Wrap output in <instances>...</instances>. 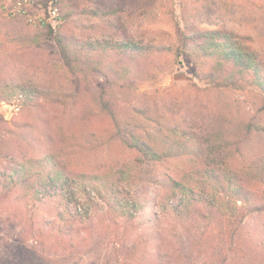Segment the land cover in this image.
Here are the masks:
<instances>
[{
  "label": "trees",
  "instance_id": "16d2710c",
  "mask_svg": "<svg viewBox=\"0 0 264 264\" xmlns=\"http://www.w3.org/2000/svg\"><path fill=\"white\" fill-rule=\"evenodd\" d=\"M196 1V13L183 15L178 41L168 48L114 41L123 36L110 38L105 30L103 38H83L86 27L77 24L79 35L70 33L66 15L65 26L0 42V57L34 48L65 82L0 89V102H16L27 116L10 125L0 116V207L24 228L0 252V264H79L94 240L116 264L264 262V104L245 118L232 94L252 89L264 101V53L250 46L252 33L195 32L193 24L217 13L223 20L231 15L227 22L236 18L224 0ZM97 5L93 15L105 19ZM143 6L128 3L133 20L143 16ZM169 53L174 62L194 63L205 88L195 85L192 92L208 98L206 107L195 104L183 116L147 95L135 103L117 95L153 79L159 65L142 64ZM87 70L102 79L97 94ZM47 108L74 114L81 128L58 136L57 144ZM30 114L36 115L28 121ZM114 146L132 161L80 165ZM178 237L188 239L187 248L167 249Z\"/></svg>",
  "mask_w": 264,
  "mask_h": 264
},
{
  "label": "rangeland",
  "instance_id": "374dc122",
  "mask_svg": "<svg viewBox=\"0 0 264 264\" xmlns=\"http://www.w3.org/2000/svg\"><path fill=\"white\" fill-rule=\"evenodd\" d=\"M46 1L48 0H0V42L3 43L14 36L35 35L48 25L57 28L59 25L60 27L65 26L64 16L66 15L69 16L67 29L70 33L79 35L80 30L78 28L86 27L83 38L93 40L103 38L101 30H105L106 34L111 35L110 38L113 34H120L119 37L123 36L119 39L112 38L114 41L128 40L139 45L168 48L172 45L175 46L178 41L179 28L183 29V15L193 16L197 10L195 8L197 7L196 0H141L144 3L143 16L133 20L135 12L127 7L131 0H62L58 8L59 16L56 19H50L49 8L45 5ZM224 1L227 3V8H231L232 13H235L232 15L236 17L235 19L227 22L226 20H229L228 18L231 16L228 12L225 13L230 16L226 20L221 18V13V15L217 13L212 16V19L193 24V30L202 33L232 29L240 35L252 33L255 40L250 46L258 48L264 53V24H261L264 20L262 10L264 0ZM97 4H102L103 11L108 13L105 15V19L93 15L99 9ZM77 24L79 25L78 28L76 27ZM260 25L262 29L260 28L261 30L257 32L259 28L256 27H261ZM242 44L246 46L247 42ZM12 50L15 51L12 52ZM11 53L7 57H3V55L0 57V89H3L4 86L19 84H32L41 89H48L49 87H56L62 82L65 84L46 66L43 62L45 57L34 48L24 51L11 49ZM50 61L58 63L53 58H50ZM144 63L147 64H142V68H146L152 63L159 65L158 70L160 72H157L150 81L138 83L136 89L134 88L131 93L121 92L117 94L121 99L128 97L131 101L133 100L132 103H135L140 97L143 98V95H147L151 101L157 102L160 106L164 104L173 105L171 108L181 110V113H184L183 116L186 115L187 111H190L188 113L190 114L195 104L206 107L204 102H207L208 98L204 99L202 92H192L195 90V85L201 89H204L205 85L198 82L195 76V65L190 59L183 58L177 63L173 61V55L169 53L164 56H157L154 61L152 58H148ZM86 72L92 93L97 94L102 86V79L92 71L87 70ZM59 73L62 74L63 72L60 70ZM118 90L116 89L114 92L119 93ZM232 94L239 112L245 118L256 115L264 104L262 98L252 89L236 91ZM46 111L47 116L56 119V122H52L50 126L57 144L60 143L63 135L65 137L68 132L81 128L76 116L66 110L47 108ZM204 112L202 111V113ZM35 115H28V121H31ZM0 116L7 125L14 121H21L23 117L27 118L16 102H0ZM59 131H63L62 136ZM56 132L57 135H55ZM58 136H60L59 142L56 141ZM119 161H132V158L128 153H124L121 147L114 146L110 147L108 151H101L85 157L80 165L98 167L111 163L116 165ZM23 229V223L19 219H11L10 215L0 207L1 253L17 240ZM166 245L170 246L167 249H186L188 239L186 237L170 239ZM92 248L90 254L82 256L79 264H116L114 257L110 254V249L104 245L99 246L97 240L93 241ZM228 264H264V262L260 259L255 260V258L247 257L243 260L237 258L229 261Z\"/></svg>",
  "mask_w": 264,
  "mask_h": 264
},
{
  "label": "built area",
  "instance_id": "2783aa9c",
  "mask_svg": "<svg viewBox=\"0 0 264 264\" xmlns=\"http://www.w3.org/2000/svg\"><path fill=\"white\" fill-rule=\"evenodd\" d=\"M59 2V0H52L50 2V7H49V11H48V15L50 19H56L59 16V9L57 6V3Z\"/></svg>",
  "mask_w": 264,
  "mask_h": 264
}]
</instances>
